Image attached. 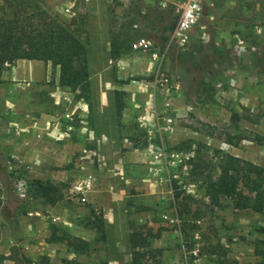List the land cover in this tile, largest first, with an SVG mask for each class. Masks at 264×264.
Listing matches in <instances>:
<instances>
[{
    "label": "rangeland",
    "instance_id": "obj_1",
    "mask_svg": "<svg viewBox=\"0 0 264 264\" xmlns=\"http://www.w3.org/2000/svg\"><path fill=\"white\" fill-rule=\"evenodd\" d=\"M199 1L201 16L182 40L176 32L189 0H0L1 36L8 29L35 42L61 25L84 43L94 92L125 93L119 141L132 144L122 150L149 158L124 168L121 160L98 164L90 146L88 160L60 150L44 165L26 164L0 144V264H264V202L239 209L223 199L218 208L201 187L224 175L222 155L264 168V0ZM141 40L148 48L135 47ZM37 92L1 79L0 143L17 130L11 104ZM86 175L94 183L80 204L70 188ZM122 176L148 181L125 184ZM20 178L26 201L13 190ZM35 180L56 184L62 200L50 206L39 199ZM121 184L117 206L127 212L128 231H108L102 242L93 229L95 218L104 219L98 195ZM185 201L187 208L179 206ZM53 231L88 242V252L50 242Z\"/></svg>",
    "mask_w": 264,
    "mask_h": 264
},
{
    "label": "crops",
    "instance_id": "obj_2",
    "mask_svg": "<svg viewBox=\"0 0 264 264\" xmlns=\"http://www.w3.org/2000/svg\"><path fill=\"white\" fill-rule=\"evenodd\" d=\"M52 69L50 64L41 61L18 60L8 72L2 73L3 80L23 82L25 87L31 86L39 91L32 94L30 96L32 98L28 101L18 99L17 104H11L13 118L17 121H10L9 124L17 127V130L13 131L14 139L12 136H4L1 137L0 143L3 147H8V153L13 154L23 163L35 161V164L41 165L48 161V157L55 159L61 156L60 150H63L65 156L71 160H88L90 152L87 148L92 146L98 164H101V160H108L107 164L111 162L110 160H121L119 165L124 168L129 165L127 163H144L145 160H149L144 151L122 150L131 146L132 140L124 139L122 143L119 141L121 118L115 108L114 93L94 92L90 76L89 97L86 101L77 99L68 88L58 85V68L53 69L55 74L53 79L49 80V72ZM46 87L47 92H40L41 88ZM108 96L109 104L105 99ZM108 107L111 108L110 114H107ZM74 112L77 114L74 115ZM71 117L75 122L71 123L67 120ZM73 127L76 128L74 132L71 130ZM47 149L50 152L54 151L56 156L44 153ZM74 151H77V156L74 155ZM98 174L101 176L102 173ZM121 179L125 184L148 181L133 176L132 178L122 176ZM120 188V191L112 188V191H109L107 188L105 192L107 195H98L99 205L104 212L106 240L109 239L108 231L125 230V233L128 231L127 212L117 206L125 198L123 184ZM102 196L106 198L102 199ZM123 213L125 220L122 223Z\"/></svg>",
    "mask_w": 264,
    "mask_h": 264
},
{
    "label": "trees",
    "instance_id": "obj_3",
    "mask_svg": "<svg viewBox=\"0 0 264 264\" xmlns=\"http://www.w3.org/2000/svg\"><path fill=\"white\" fill-rule=\"evenodd\" d=\"M3 36V37H2ZM0 35V81L4 64L12 66L18 60L41 61L58 68V85L68 88L77 99L87 100L89 97V70L87 49L83 42L67 31L64 26L53 25L43 30L41 39L30 41L26 36L16 37L12 30ZM110 54L116 58L118 53L111 47ZM129 81L122 82L127 84ZM124 92L115 91V108L118 115L124 109ZM229 142V141H228ZM230 143V142H229ZM221 171L223 176L217 178L207 177L202 180L201 187L205 196L214 207L222 208L223 199L236 202L239 209H248L264 202V168L252 163H240L230 155H222ZM231 172L228 178L225 175ZM36 196L50 206L62 200L60 188L50 181L35 180L32 182ZM179 198V195H176ZM184 200V198H183ZM182 200V201H183ZM179 206L188 207V202H179ZM182 213V211H181ZM94 215V212H93ZM96 217V216H95ZM93 229L104 242L105 224L102 217L95 218ZM50 242H64L66 247L76 254L87 253L90 245L88 242L70 236H57L51 232ZM136 245V240L133 242ZM67 264H82L75 260H68Z\"/></svg>",
    "mask_w": 264,
    "mask_h": 264
},
{
    "label": "built area",
    "instance_id": "obj_4",
    "mask_svg": "<svg viewBox=\"0 0 264 264\" xmlns=\"http://www.w3.org/2000/svg\"><path fill=\"white\" fill-rule=\"evenodd\" d=\"M196 5V8H193ZM202 13V6L199 0H189V3L182 12L181 19L178 23L176 37L184 40L187 31L192 28L199 20ZM149 43L141 40L135 47L148 48ZM17 128V127H16ZM93 179L91 175L82 176L80 179L75 180L70 188V197L72 200L85 204L88 201V194L92 191ZM13 190L17 196L26 201L27 199V185L23 179H18L13 184ZM3 201V196L0 193V202ZM30 215V214H28Z\"/></svg>",
    "mask_w": 264,
    "mask_h": 264
},
{
    "label": "clouds",
    "instance_id": "obj_5",
    "mask_svg": "<svg viewBox=\"0 0 264 264\" xmlns=\"http://www.w3.org/2000/svg\"><path fill=\"white\" fill-rule=\"evenodd\" d=\"M197 6L196 5H193V8H196Z\"/></svg>",
    "mask_w": 264,
    "mask_h": 264
}]
</instances>
